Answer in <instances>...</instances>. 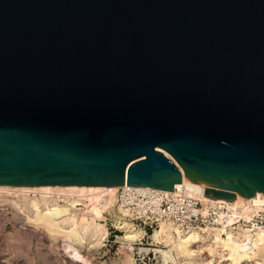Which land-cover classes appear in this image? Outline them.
I'll list each match as a JSON object with an SVG mask.
<instances>
[{"label": "water", "instance_id": "95a60500", "mask_svg": "<svg viewBox=\"0 0 264 264\" xmlns=\"http://www.w3.org/2000/svg\"><path fill=\"white\" fill-rule=\"evenodd\" d=\"M185 182L264 195V0H0V186Z\"/></svg>", "mask_w": 264, "mask_h": 264}, {"label": "rangeland", "instance_id": "374dc122", "mask_svg": "<svg viewBox=\"0 0 264 264\" xmlns=\"http://www.w3.org/2000/svg\"><path fill=\"white\" fill-rule=\"evenodd\" d=\"M20 196L22 197L20 198ZM41 198L24 193L17 194L7 190L0 191V264H207L209 261L215 264H231V262L225 261L227 257L222 256L221 250H215V248L211 250L208 246L209 243L204 246V243L201 242V252L195 253L191 258L184 257L180 253L178 254L175 249L176 237L174 235H171L172 239H166V237L161 238L159 236L154 240L152 238L149 240L148 238L147 241H142L143 245H134L135 240L130 245L122 244V241L117 240V238L115 244H103L102 239L105 240L107 237L106 227L108 226V222H106V225L103 222L106 218L105 216L104 220L99 221L102 218V213L95 214L93 211H91L92 213L89 212L90 215L98 219L97 222L95 220L96 224L104 227L102 228V230L104 229L102 236L93 239L91 234L95 227H89L88 230H85L87 225L83 224L89 221L85 214L91 208V204L86 201H82L84 208L79 210L75 209L72 213V219L74 221L72 223H75L74 225L77 226L79 225L77 227L78 231H83L84 229L83 234L79 235L80 239H68L63 234V236L61 234H50L43 229H39L40 227H36L33 223L35 222L34 218L37 212H40V210L41 212H45L42 210L50 207L49 203L47 201L42 202ZM33 201L37 203V207L39 208L35 207L37 211L35 208L33 209ZM111 208L110 216L114 220L115 227H117L116 222L120 221L122 217H118L115 212V207ZM22 223H26V226L28 225L26 231L20 227ZM59 228L61 229L60 232H71L75 226L72 228L71 223L67 222V224H63ZM160 230L161 225L155 231L159 232ZM82 231L78 233L80 234ZM152 235L153 233L149 237H152ZM109 240L115 241L113 237H110ZM66 242L73 246L78 253H69L65 247ZM208 248L210 251L209 254L212 252V255L210 254V257L204 258L203 254L208 253ZM165 254H167L166 258L164 256ZM214 254L218 257H215ZM76 256L80 258L76 259ZM260 256L262 260L258 264H264V253H261ZM211 259L213 260L211 261ZM222 261H225V263ZM248 264H255V262L252 261Z\"/></svg>", "mask_w": 264, "mask_h": 264}, {"label": "built area", "instance_id": "2783aa9c", "mask_svg": "<svg viewBox=\"0 0 264 264\" xmlns=\"http://www.w3.org/2000/svg\"><path fill=\"white\" fill-rule=\"evenodd\" d=\"M41 198L39 194H30ZM204 191L199 196L191 195L187 185H175L173 192L150 189L118 187L113 194V204L118 216L129 223L133 229L142 230L143 236L134 242V245H143L160 225L168 227L175 237L197 236L204 244L215 247L217 237L226 242L237 244L243 252H248L257 241L259 246L264 244V199L259 202L231 204L224 200H205ZM22 196H20L21 198ZM49 206L67 205L74 202V208H84L82 196H62L51 194L42 196ZM109 200L107 194L100 195V205H105ZM111 207L104 210L108 222L105 243L116 242L114 220L110 216ZM31 216V214H30ZM25 218H27L25 216ZM28 226V225H27ZM26 223L20 227L27 230ZM260 238H259V237ZM113 237L115 241H110ZM221 250V248H219ZM222 256L227 251L222 248ZM204 258L210 257L209 253L203 254ZM215 257H218L215 254ZM224 259V257H222ZM225 260V259H224ZM225 263V261H222Z\"/></svg>", "mask_w": 264, "mask_h": 264}, {"label": "bare ground", "instance_id": "6f19581e", "mask_svg": "<svg viewBox=\"0 0 264 264\" xmlns=\"http://www.w3.org/2000/svg\"><path fill=\"white\" fill-rule=\"evenodd\" d=\"M183 184L187 185L188 189H189V193L191 195H195V196L201 195L202 191H204V189L207 188L206 186L187 183V182H185ZM117 188L118 187H85V186H79V187L78 186H63V187H60V186H38V187L0 186V191L1 190H7V191H12L13 193H17V194L18 193L34 194V195L39 194L40 197L51 195V194L62 195L65 197L82 196V197H84L83 199H85V201L87 203L91 204V208L89 210H87V212L85 214L87 216V219L89 220V221L84 220L86 222H84L83 224L87 225V228H85V230H88L89 227L94 226L95 228H94L91 235L93 236V239H97L99 236H102V233L104 230V229L102 230V228H104V227H102V225L96 224L98 219H96L95 216L90 215L89 212L92 213L91 211H93V212H95V214H98L99 212L102 213V218L99 219V221L104 220V215H103L104 210H106L108 206L115 207L113 204L112 197H113V194L116 192ZM63 193H65V194H63ZM101 194H107L109 196V200L105 205H100V203H99ZM204 198H205V200L211 201V199H208L206 197H204ZM41 199H42V202H46L45 199H43V198H41ZM263 199H264V195H262L261 193H257L253 198L247 199L246 201H243L241 199H237V195H236L235 200L231 204H243V203H248V202H252V201L259 202ZM73 204H74V202H70V206H58V205H56V206H52V207H47L44 210H42L45 212H41V210H40V212L36 213L35 218H34L35 222H33V223L35 224L36 227H40L39 229H43L44 231H47L50 234H61V235L63 234L64 237L66 236V238H68V239H70V238H75L76 240L80 239L79 235L83 234L84 229L81 228V229H83V231L81 230L82 233L79 234L78 232H81L80 230L78 231V229H77V227L79 225L77 226V225H74L75 223H72V221H73L72 213H73V211H75ZM32 206L34 209L35 207H37V203L33 201ZM45 206H47V205L45 204ZM37 208H35V210ZM90 217H91V219H90ZM95 220H96V222H95ZM67 222L68 223L70 222L71 227L73 228L75 226V228L72 229L71 232H64V231L60 232L61 229L59 227L61 225L63 226V224L64 225L67 224ZM116 226H117L116 227L117 231H119L121 233L117 237V240L122 241L121 242L122 244L130 245V244H132V242L134 240H135L134 242H136V241H138V239H140L144 235L142 230L133 229L129 225V223L124 221L123 219H121L120 221H117ZM85 232H84V235H85ZM153 235H152V237L151 236L149 237V240L151 238H152V240H154V239L158 238V236L161 238L166 237V239H168V238L172 239V236H171L172 234L170 233V230L168 229V227H166L164 225L163 226L161 225V230L159 232L154 231ZM92 236L90 237V235H89L90 238H92ZM76 240H74V241H76ZM102 241H103V239H102ZM175 241H176V243H175L176 251L178 252V254L180 253L184 257L186 256L188 258L189 257L191 258V256L195 255V253L201 252L200 248H202V244H201L200 238L195 236V235L189 236V237H184V238L176 237ZM215 242H216L215 247L208 245L209 248H211V250L214 248H215V250L216 249L219 250V248H221V252H222V248H223V250H226L227 251V254H226L227 259L225 261H229V262H231V264H248L252 261L255 262V264H258V262L262 260L260 258L261 257L260 254L264 253V244L259 246L257 241L254 243V247L252 249H250V251H248V252H243L242 249L237 244L226 242L222 239H219L218 237H217ZM65 245H66L65 247L69 253H73V254L78 253L76 251V249H74V247L71 246L69 243H67ZM204 246H206V244H204ZM195 247H197L196 250H195ZM193 248H194V250H193ZM209 248H208V253L210 252ZM204 249H206V248H204ZM210 254L212 255V252ZM75 255H77V254H75ZM75 255H74V257H75ZM164 256L166 258L167 254H165ZM78 258H80V257H78ZM78 258L76 256V259H78ZM212 260L213 259H211V261ZM214 262H216V261H214ZM207 264H215V263H212L209 261V263H207Z\"/></svg>", "mask_w": 264, "mask_h": 264}]
</instances>
